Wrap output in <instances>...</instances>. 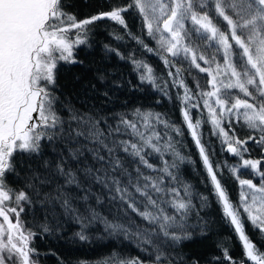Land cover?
<instances>
[{"label":"snow or ice","instance_id":"obj_1","mask_svg":"<svg viewBox=\"0 0 264 264\" xmlns=\"http://www.w3.org/2000/svg\"><path fill=\"white\" fill-rule=\"evenodd\" d=\"M129 10L138 12L142 34L155 46L128 35L158 56L169 69L172 85L183 89L177 97L183 124L199 151L222 217L242 245V258L236 259L218 243L221 255H213L208 264H264V251L245 228L247 223L264 237V159L246 156L249 141L264 152V0H127L83 20L66 12L63 0H0V264H37L31 247L37 233L21 220V213L37 202L54 218L59 208L60 215L79 224L75 235L81 241L89 239L87 229L97 223L110 236L131 240L140 254L111 264H200L199 258L185 259L177 251L194 236L207 234L199 219L193 225L191 218H199V209L209 202L179 176L186 160L176 147L181 126L141 108L115 113L113 123L71 106L66 121L57 108L52 88L58 64L77 63L73 50L85 43L94 22L107 19L127 28L123 14ZM108 50L125 59L116 49ZM127 59L141 84L167 95V82L158 83L150 64L132 55ZM182 72L192 76L194 87L185 83ZM98 79L103 83L107 77ZM102 95L112 99L107 86ZM194 111L199 118L194 119ZM204 125L237 158L229 168L239 186L237 202L230 199L219 166L202 144L199 130ZM234 125L249 135L240 138ZM42 141L64 143L67 156L58 153L55 163L43 159ZM21 154L35 156L38 163L25 178L24 189L15 191L8 187L7 176L18 175L16 157L23 160ZM248 175L258 176L259 182ZM105 199L116 205L123 220H109L97 211L92 201L99 205ZM39 227L55 231L47 216Z\"/></svg>","mask_w":264,"mask_h":264},{"label":"trees","instance_id":"obj_2","mask_svg":"<svg viewBox=\"0 0 264 264\" xmlns=\"http://www.w3.org/2000/svg\"><path fill=\"white\" fill-rule=\"evenodd\" d=\"M116 3L124 4L127 3V0H63L64 10L76 16L78 20L107 12ZM123 15L127 28L107 19L94 22L88 26L91 31L87 33L86 37H83L85 43L76 46L73 50V56L77 63L61 61L58 64L57 83L52 90L58 98L57 108L60 110V115L67 121L68 107L71 106L82 114L107 116L109 122L113 123L115 113L130 112L135 108H141L162 113L174 124L181 126L182 136H175L173 133L175 139L179 141L176 147L186 157L184 163L179 166V176L183 181L192 185L195 192L207 195L209 202L207 207L199 209V218L195 215L191 218L193 225H196L199 219L200 226L205 229L207 234L194 236L192 240L181 245L177 251L185 259L199 258L200 264H208L213 255H221L220 249L216 245L222 243L229 249L230 255L240 259L242 258V245L233 229L222 217V206L211 194L212 190L207 183L206 171L197 147L183 124L181 103L177 98L178 93H183V89L172 85V77L168 76L169 69L164 66L158 56L147 52L128 35L131 32L134 36H141L149 46L154 47L152 41L142 34V21L138 13L129 10ZM117 36L122 38L117 39ZM109 48L119 51L125 59H121L115 52L109 51ZM130 55L150 64L154 73L160 78L159 84L167 82L171 92L169 99H164L161 95L156 97L149 90V84L137 82L134 65L127 59ZM100 75L107 77L103 83L98 79ZM182 76L185 83L189 87H193L192 76H189L187 72H182ZM116 84H119L120 87H115ZM106 86L112 97L110 101L102 95ZM193 116L194 119L199 118L195 111ZM234 126L240 138L243 139L249 135L247 129L241 128L239 125ZM65 128L67 129V124ZM199 131L202 133V144L210 154L211 162L214 166H219L222 184L230 199L235 202L238 184L229 171L230 167L235 166V157L225 153L220 139L211 133L210 125L202 126ZM41 143L43 159L55 163L58 153L62 152L67 156L68 146L64 143L59 141L54 143L42 141ZM251 143L253 142L249 141L248 145ZM21 155L23 160L20 156L16 157V173L18 175L11 173L7 176L8 187L20 190L24 189L25 178L30 174L31 168H35L38 163L35 156L29 159L27 154ZM85 157L88 163H92L90 154L85 153ZM247 157L255 159L256 156L251 152ZM165 158L171 159V157ZM152 162L159 163L155 159ZM72 163L75 165V162ZM94 190L97 193L100 191L98 186ZM92 203L97 211L109 220L124 219L123 214L117 211L114 203H109L106 199L103 204L97 205L94 200ZM194 203L199 205L200 202L195 200ZM59 213L60 209L57 208V215L54 218L38 202L29 205L25 212L21 213V220L25 228L37 233L32 238L31 247L35 248V255L41 264H104L105 261L111 264L113 259L118 260L120 257L140 254L131 240L124 239L122 236H110L100 223L87 229L89 237L87 241L79 240L75 235L80 231L79 224L70 217ZM46 216L47 222L50 227L54 228V232L46 233L39 227L45 222ZM193 230L199 233L200 228L194 227ZM248 235L252 239V236Z\"/></svg>","mask_w":264,"mask_h":264},{"label":"rangeland","instance_id":"obj_3","mask_svg":"<svg viewBox=\"0 0 264 264\" xmlns=\"http://www.w3.org/2000/svg\"><path fill=\"white\" fill-rule=\"evenodd\" d=\"M138 13V12H137ZM138 16H139V14H138ZM139 18L141 19V21H142V18L139 16ZM71 35V34H70ZM72 38L73 39H75V36H72ZM152 43L154 44V42L152 41ZM155 46V45H154ZM135 69V68H134ZM193 71L195 72L196 70L195 69H193ZM135 75H136V78H137V82L138 83H140V80H139V74H138V72L135 70ZM197 75H199V76H204L205 74H200V73H197ZM159 83V82H158ZM191 83H192V85H193V87H194V83H193V79L191 80ZM161 85H163L164 84V82H161L160 83ZM150 89L149 90H151L152 92H153V94H155L156 95V97L158 96V95H161L164 99H169V95L171 94V92H170V88H168V86H167V95H165L162 91H160L159 89H157V88H153V86H148ZM206 113V112H205ZM247 147L250 149V151H249V153H246V156L248 155V154H250L251 152L253 153V155H255L256 157H255V159H264V152H262L261 151V149L259 148V147H257L256 146V144L255 143H251V144H249V145H247ZM198 150V149H197ZM224 151H225V153L228 155V156H232L230 153H228L227 151H226V149L224 148ZM198 153H199V151H198ZM200 156V155H199ZM200 159H201V157H200ZM202 161V160H201ZM237 164V158L235 157V165ZM247 171V170H246ZM247 178H252L253 179V181L254 182H256V183H258L259 182V177L258 176H253V175H248V176H246ZM237 184H238V182H237ZM13 190H15V191H19L20 189H16V188H12ZM236 200H235V202H237L238 201V199H239V186H238V191H237V195H236ZM245 228H246V233L247 234H250L251 236H252V240L255 242V243H257V245L260 247V249L262 250V251H264V242H262V241H264V237H258V235H257V232H255V231H253V229L251 228V226L249 225V224H245ZM35 260H36V258H37V256L36 255H34V257H33Z\"/></svg>","mask_w":264,"mask_h":264},{"label":"bare ground","instance_id":"obj_4","mask_svg":"<svg viewBox=\"0 0 264 264\" xmlns=\"http://www.w3.org/2000/svg\"><path fill=\"white\" fill-rule=\"evenodd\" d=\"M37 261V260H36ZM37 264H38V261H37Z\"/></svg>","mask_w":264,"mask_h":264}]
</instances>
